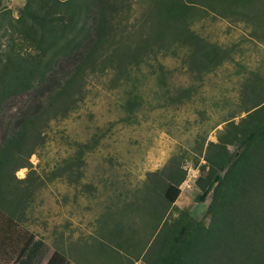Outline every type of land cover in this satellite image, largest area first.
<instances>
[{"label":"rangeland","instance_id":"rangeland-1","mask_svg":"<svg viewBox=\"0 0 264 264\" xmlns=\"http://www.w3.org/2000/svg\"><path fill=\"white\" fill-rule=\"evenodd\" d=\"M32 1L0 0L1 61L9 47L38 54L26 36L29 20L21 19ZM107 1L108 32L118 40L156 0ZM183 1L187 27L221 55L198 63L177 37L123 71L107 65L86 78L81 100L44 126L42 142L15 171L14 183L28 185L29 196L24 205H0V264H13L30 232L51 255L68 248L70 264H156L181 211L208 225L195 180L208 170L209 142L264 99V14L243 16L244 0ZM149 26L141 30L155 31ZM47 92L42 84L10 98L0 111V138L7 119ZM169 168L185 172L173 203L163 195ZM63 232L78 234V246L89 233L90 245L74 253L73 237L66 243Z\"/></svg>","mask_w":264,"mask_h":264},{"label":"trees","instance_id":"trees-1","mask_svg":"<svg viewBox=\"0 0 264 264\" xmlns=\"http://www.w3.org/2000/svg\"><path fill=\"white\" fill-rule=\"evenodd\" d=\"M50 1L33 0V6L27 3L21 14L23 21L29 20L26 36L38 54L29 57L13 47L1 53L0 111L10 98L48 86L45 95L31 98L6 121L0 138V205L4 206L25 204L29 186L17 188L15 171L28 163L42 142L44 126L81 100L91 74L103 72L107 65L123 71L131 61L147 55L146 49L156 53L177 37L198 63L213 62L221 55L218 47L187 27L180 14L187 7L183 0H156L148 14L133 22L129 34L118 40L108 32L112 24L107 10L111 14L112 7L107 0ZM241 9L245 17H259L264 14V0H244ZM149 24L155 31L144 33L141 27ZM104 44L107 47L102 49ZM263 101L254 103L250 109H255L237 122L228 121L218 141L209 142L203 157L208 170L195 184L201 189L196 202L205 206L210 221L204 225L181 211L172 233L164 235L166 251L156 264H264ZM166 173L163 195L173 203L185 172L169 168ZM0 244H5L4 237ZM49 252L50 247L30 232L13 264H69L62 253Z\"/></svg>","mask_w":264,"mask_h":264},{"label":"crops","instance_id":"crops-1","mask_svg":"<svg viewBox=\"0 0 264 264\" xmlns=\"http://www.w3.org/2000/svg\"><path fill=\"white\" fill-rule=\"evenodd\" d=\"M73 231H75V230L73 229ZM33 233H34V232H33ZM61 234H62V233H61ZM63 235H64V236H63V237H64V241H65L66 243H68V242L70 241V239L73 237V243H74V244H73V248H70V249H72L74 253H75V252H78V251H80V250L82 249L81 243H84V244H86V245H90V242L87 240L88 236H90L89 233L86 234V237H85V238H82V240H81L79 246L76 245L75 242H74L75 238H76V237L78 238V234H75V235H74V233H72V232H63ZM70 237H71V238H70ZM107 237L109 238V235H108V234H107ZM38 238H39V237L35 234V239H38ZM40 239H41V238H40ZM109 239H111V237H110ZM42 240H43L44 242H46L43 238H42ZM46 244H48V243L46 242ZM48 245H49V244H48ZM67 249H68V248H65V251H64V252H61V251H58V250H56V251L62 253L63 256L69 261V264H70V261H71V257H69V253H70V251H68ZM79 253H80V252H79Z\"/></svg>","mask_w":264,"mask_h":264}]
</instances>
